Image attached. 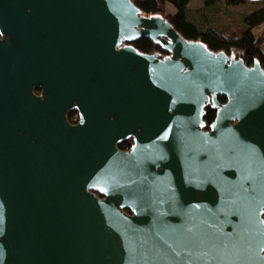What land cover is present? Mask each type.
Listing matches in <instances>:
<instances>
[{
    "label": "water",
    "instance_id": "1",
    "mask_svg": "<svg viewBox=\"0 0 264 264\" xmlns=\"http://www.w3.org/2000/svg\"><path fill=\"white\" fill-rule=\"evenodd\" d=\"M0 264H264L259 63L132 0H0Z\"/></svg>",
    "mask_w": 264,
    "mask_h": 264
},
{
    "label": "trees",
    "instance_id": "2",
    "mask_svg": "<svg viewBox=\"0 0 264 264\" xmlns=\"http://www.w3.org/2000/svg\"><path fill=\"white\" fill-rule=\"evenodd\" d=\"M134 4L140 9L143 15H158L165 17L166 6L169 4L173 9L172 15L165 18L172 25L174 30L186 40H200L206 47L213 52L223 51L229 56H233L232 52L239 53V57L248 64L252 65L257 61L264 70V52L261 51V42L255 38L251 30L259 25L264 24V0H203V7L201 11H208L216 7L219 3H224L226 6L235 7L244 4L260 3L261 9L247 14L243 17L244 28L239 36L232 37L223 32L217 31L211 26L209 20L204 15L201 18V25L190 16L188 8L189 3L193 0H132ZM209 24H207V22ZM138 52L143 54L158 53L161 55L169 54L161 49V46L151 42L147 38H138L129 43ZM162 57V56H161ZM222 102L223 98H218ZM216 110L210 105L204 109L203 120L208 127L215 118ZM75 115L74 110L68 112L67 117L71 121ZM128 142H123L118 145L120 149H124ZM99 196V195H98Z\"/></svg>",
    "mask_w": 264,
    "mask_h": 264
},
{
    "label": "rangeland",
    "instance_id": "3",
    "mask_svg": "<svg viewBox=\"0 0 264 264\" xmlns=\"http://www.w3.org/2000/svg\"><path fill=\"white\" fill-rule=\"evenodd\" d=\"M203 7V0H193L189 3L188 8L190 11V16L195 19L201 25V18L204 15L213 28L217 31L228 34L232 37L239 36L243 31V17L247 14H251L259 9H261V5L259 2L257 4H244L238 5L235 7L226 6L224 3H219L216 7L208 10L201 11L200 9ZM174 13V9L168 4L166 6V16L172 15ZM165 16V17H166ZM207 24L208 21H206ZM251 33L255 38H258L262 43L260 49L264 52V24L257 26L256 28L251 30ZM233 56H238L239 53L236 51L232 52Z\"/></svg>",
    "mask_w": 264,
    "mask_h": 264
},
{
    "label": "flooded vegetation",
    "instance_id": "4",
    "mask_svg": "<svg viewBox=\"0 0 264 264\" xmlns=\"http://www.w3.org/2000/svg\"><path fill=\"white\" fill-rule=\"evenodd\" d=\"M169 54H166V55H161L162 57L161 58H163V57H166V56H168ZM229 56V55H228ZM230 57H233L234 59H242V58H240L239 56H230ZM255 62V61H254ZM245 63V62H244ZM254 64V63H253ZM252 64V65H253ZM245 65L246 66H248V67H251L252 65H248V64H246L245 63ZM260 65V64H259ZM261 67V66H260ZM262 68V67H261ZM264 71V70H263ZM33 93L36 95V96H39L40 95V93H41V90L39 89V88H34L33 89ZM218 98H223V97H217V101H218ZM220 104H222V103H224L225 102V99L223 98V101L222 102H220V101H218ZM208 105H210L213 109H215L213 106H212V104L210 103V104H208ZM74 110V112H75V115L73 116V118H72V120L70 121L69 119H68V117H67V114H68V112H70V111H73ZM216 110V109H215ZM216 114V113H215ZM65 117H66V120H67V122L70 124V125H75V124H77V122H78V120H79V117H78V112H77V110L75 109V108H72V109H70L69 111H67V113L65 114ZM214 121V120H213ZM203 122H204V120H203ZM213 123V122H212ZM211 123V124H212ZM210 124V125H211ZM204 130H208L209 129V127H210V125L208 126V127H206V124H205V122H204ZM123 142H128L129 143V145H125L124 146V149H120L119 147H118V145L120 144V143H123ZM120 143H118L117 144V148L120 150V151H129L130 150V148H131V146L133 145V139L132 138H129V139H127V140H125V141H122V142H120ZM95 195L96 196H98V197H102L98 192H95Z\"/></svg>",
    "mask_w": 264,
    "mask_h": 264
}]
</instances>
